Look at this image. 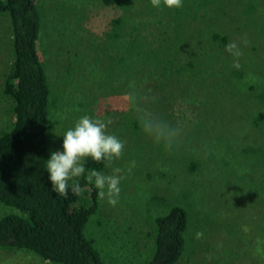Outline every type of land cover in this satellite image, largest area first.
Returning a JSON list of instances; mask_svg holds the SVG:
<instances>
[{"label":"rangeland","instance_id":"1","mask_svg":"<svg viewBox=\"0 0 264 264\" xmlns=\"http://www.w3.org/2000/svg\"><path fill=\"white\" fill-rule=\"evenodd\" d=\"M39 9L40 54L51 88L49 155L62 150V134L85 114L110 120L108 133L125 142L121 158L101 171L123 169L119 202L113 207L100 199L85 227L102 259L144 264L155 217L179 203L190 223L185 252L174 264H264V0H183L171 9L151 0H40ZM118 16L121 42L136 31L150 43L169 36L183 60L170 66L172 78L154 108L179 130L170 147L145 133L131 137V86L124 80L110 86L105 77L107 57L122 45L108 47L103 34ZM213 34L225 40L214 42ZM9 41V23L0 16V135L13 120L11 102L1 94ZM230 42L240 56L226 50ZM143 91L136 85L137 104ZM14 212L0 204V217ZM0 264L47 263L0 248Z\"/></svg>","mask_w":264,"mask_h":264},{"label":"trees","instance_id":"2","mask_svg":"<svg viewBox=\"0 0 264 264\" xmlns=\"http://www.w3.org/2000/svg\"><path fill=\"white\" fill-rule=\"evenodd\" d=\"M39 1L0 0V16L7 19L10 30L1 94L10 100L13 117L10 129L0 135V204L15 210L0 217V248L32 253L47 264H108L85 233L99 208L95 185L81 177L82 193L75 196L69 191L64 198L53 191L46 171L51 88L40 54L43 24ZM123 22L122 16L113 18L110 29L103 34V43L108 47L122 45L113 55H107L105 77L113 87L117 81H127L133 95L136 85H140L144 91L138 107L159 118L156 114L160 112L154 108L162 102L159 97L166 91L164 81L172 78L170 66L183 60L178 59L169 36L150 43L136 31L121 42L125 37ZM211 39L225 40L217 34ZM103 60L97 58L96 62ZM129 108L126 128L132 138L139 139L144 132L136 110L131 104ZM161 120L165 122V118ZM106 164L89 159L86 169L101 172ZM188 166L193 168L191 162ZM167 207L154 219L153 250L144 264H174L185 252L189 212L179 203Z\"/></svg>","mask_w":264,"mask_h":264},{"label":"clouds","instance_id":"3","mask_svg":"<svg viewBox=\"0 0 264 264\" xmlns=\"http://www.w3.org/2000/svg\"><path fill=\"white\" fill-rule=\"evenodd\" d=\"M151 4L156 8L161 5L169 9L180 8L183 6V0H151ZM226 50L235 57L241 55L235 42L227 44ZM235 66L239 67L238 64ZM128 97L131 106L137 112L143 132L154 138L156 142H164L166 147H170L179 135V130L169 127L150 111L139 108L137 98L132 93H129ZM110 123V120L92 118L85 114L62 134V150L52 151L46 161V171L55 193L67 198L71 191L72 195L79 196L83 191L79 178L84 177L88 184L95 185L101 200H107V203L113 207L117 205L123 169L115 167L111 175L96 169H86L89 159L97 163L106 161L111 166L114 160L123 155L125 142L108 133L107 128ZM202 235V232H197L196 238Z\"/></svg>","mask_w":264,"mask_h":264}]
</instances>
